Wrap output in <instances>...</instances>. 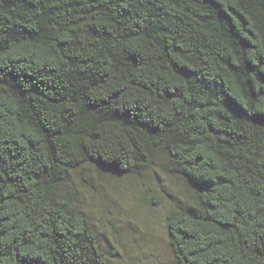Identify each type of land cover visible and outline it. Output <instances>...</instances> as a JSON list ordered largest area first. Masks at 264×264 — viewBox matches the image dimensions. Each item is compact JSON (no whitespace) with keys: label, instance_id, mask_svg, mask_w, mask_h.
Wrapping results in <instances>:
<instances>
[{"label":"trees","instance_id":"obj_1","mask_svg":"<svg viewBox=\"0 0 264 264\" xmlns=\"http://www.w3.org/2000/svg\"><path fill=\"white\" fill-rule=\"evenodd\" d=\"M86 165L185 184L177 264H264V0H0V264H109Z\"/></svg>","mask_w":264,"mask_h":264},{"label":"rangeland","instance_id":"obj_2","mask_svg":"<svg viewBox=\"0 0 264 264\" xmlns=\"http://www.w3.org/2000/svg\"><path fill=\"white\" fill-rule=\"evenodd\" d=\"M59 191L92 220L109 264H177L167 215L189 190L161 165L143 176L86 165L73 171Z\"/></svg>","mask_w":264,"mask_h":264}]
</instances>
